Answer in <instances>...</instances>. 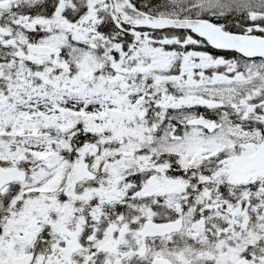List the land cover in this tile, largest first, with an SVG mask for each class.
I'll list each match as a JSON object with an SVG mask.
<instances>
[{
    "label": "snow or ice",
    "instance_id": "obj_1",
    "mask_svg": "<svg viewBox=\"0 0 264 264\" xmlns=\"http://www.w3.org/2000/svg\"><path fill=\"white\" fill-rule=\"evenodd\" d=\"M0 264H264V0H0Z\"/></svg>",
    "mask_w": 264,
    "mask_h": 264
}]
</instances>
